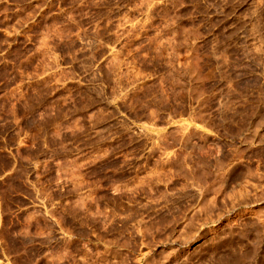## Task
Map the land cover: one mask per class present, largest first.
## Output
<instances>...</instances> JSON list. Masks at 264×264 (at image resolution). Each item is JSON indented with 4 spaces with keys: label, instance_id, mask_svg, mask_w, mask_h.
Wrapping results in <instances>:
<instances>
[{
    "label": "rangeland",
    "instance_id": "374dc122",
    "mask_svg": "<svg viewBox=\"0 0 264 264\" xmlns=\"http://www.w3.org/2000/svg\"><path fill=\"white\" fill-rule=\"evenodd\" d=\"M0 253L264 264V0H0Z\"/></svg>",
    "mask_w": 264,
    "mask_h": 264
},
{
    "label": "crops",
    "instance_id": "0c3cea01",
    "mask_svg": "<svg viewBox=\"0 0 264 264\" xmlns=\"http://www.w3.org/2000/svg\"><path fill=\"white\" fill-rule=\"evenodd\" d=\"M3 176H4V172L0 171V179ZM0 264H12V263L8 260V258L4 254L0 253Z\"/></svg>",
    "mask_w": 264,
    "mask_h": 264
}]
</instances>
